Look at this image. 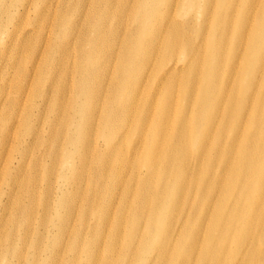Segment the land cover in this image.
Here are the masks:
<instances>
[{
	"label": "bare ground",
	"instance_id": "obj_1",
	"mask_svg": "<svg viewBox=\"0 0 264 264\" xmlns=\"http://www.w3.org/2000/svg\"><path fill=\"white\" fill-rule=\"evenodd\" d=\"M26 1L0 0L4 76L20 56L32 66L8 83L13 86L7 91L16 97L0 98V111L6 105L21 110L0 131V159L5 158L0 226L6 217L23 230L20 249L13 242L16 233L6 238L0 264H264V0H187L198 15L202 10V29L212 25L201 42L184 34L193 19L176 22L178 0H161L163 10L160 0L119 5L117 0H29L35 20L27 31ZM234 13L238 21L232 30ZM157 17L169 22L156 27L162 41L152 48L150 25ZM43 25L48 32L41 47V40L32 43L30 37ZM9 40L15 43L6 45ZM242 48L251 56L240 60ZM150 51L164 56L153 59ZM145 77H154L155 96L139 97ZM69 88L72 99L63 107ZM26 106L29 131L22 119ZM44 113L54 114L45 123L47 132L33 130L44 124ZM57 127L63 129L61 148L72 154L60 167L53 192L45 179L42 218L30 244L35 217L19 216L22 163L34 147L44 146L32 157L33 164H44ZM11 131L19 136L9 139ZM131 136L136 139L127 142L130 160L119 158L118 167L94 162L93 194H104L111 182L112 192L121 190L119 210L116 200L92 196L87 208L76 210L82 232H76L75 221L68 229L67 202L78 196L89 165L82 151L107 155ZM106 231H112L109 241ZM97 243L107 246L106 253L92 247Z\"/></svg>",
	"mask_w": 264,
	"mask_h": 264
},
{
	"label": "rangeland",
	"instance_id": "obj_2",
	"mask_svg": "<svg viewBox=\"0 0 264 264\" xmlns=\"http://www.w3.org/2000/svg\"><path fill=\"white\" fill-rule=\"evenodd\" d=\"M177 2V0H175ZM180 2V3H179ZM183 0H178V8H179V12L176 13L175 15V20L178 23H184L186 21H188L189 19H193L194 20V24H192L189 30H184V34L185 36H189V37H193V38H197L198 41L200 40L203 41V39L205 40L206 38H208L211 35V28L212 25L209 23V30H203V21L205 19L204 16L201 15L202 10L200 11V15H198L194 8L189 9L188 8V4H187V0H185V2H183ZM122 0H117V4H121ZM201 3V0L198 1V4ZM182 4V7H181ZM181 8V9H180ZM29 11H28V10ZM164 9V5L163 2L160 0L159 3V9L158 10H163ZM34 7H32L30 5V1H26L24 2V13L23 16L27 14H29L28 20H27V24L25 25V29L30 30L32 29V24L34 23L35 20V13H34ZM14 15L15 13L12 12ZM234 20V21H233ZM233 20H232V30L234 29V26L237 24L238 21V17L237 15L235 16V13L233 14ZM156 21V22H155ZM154 23L150 25V29L151 31H153V36L149 38L148 43L150 44L153 41L152 44V48L157 46L160 39L162 41V38L160 37V35H157V31L155 33L156 27L162 28V27H166V24H168L169 21H166L165 19H158L154 18ZM111 27H113L112 24H110ZM202 26V27H201ZM47 26L43 25L41 27V31H37V33L34 36L30 37V40L32 41V43H35L38 40H41V42L43 43H39L42 47V45L44 44V41L46 40V35H47V30L45 29ZM155 27V29H154ZM33 33V31H32ZM231 34V33H230ZM230 34L228 35V39L227 42L230 44ZM12 39V38H11ZM15 43V41L12 42V40H9L6 42V45L9 44V46L13 45ZM233 50V49H232ZM0 51L4 52V48L2 45V48L0 49ZM242 50L239 52L238 56L239 59L241 60V57L244 55V58L246 56H251L250 53H248L246 50L242 53ZM149 55H151V57L154 59L156 56L159 59H162L164 54L163 51H161V53H157L155 51H150ZM227 55V54H226ZM233 56V54H232ZM4 58L3 54H0V61ZM181 59V58H180ZM5 60H2L0 62V98H4V97H8L10 100H13L14 97H16V95L8 90L7 91V87L9 86H13L12 84H8L12 81L13 77H19V75L21 74L22 71H27V70H31L32 66L30 64H26L24 61V58L22 56L13 59V62H11V64H13V71L10 74V76L8 78H6V76H4V66H5ZM10 64V65H11ZM151 67V66H150ZM226 71H227V67L226 64ZM42 69H45V65L44 63L42 64ZM150 69V68H149ZM149 69L147 71H149ZM145 70V73L147 72ZM6 78V79H5ZM5 79V80H4ZM153 79L154 77L150 78H142L141 83H143V87H141V92L139 94V97H146L147 95L151 96H155V87L152 86L153 83ZM66 81H71L70 76H67V80ZM25 86V82L24 85ZM65 93H67V85L65 86ZM71 95H70V88L68 90V95L65 94V99L62 102L63 107H67L68 106V102L70 101ZM33 101V97L30 98V104ZM29 110V107L26 106L24 107V113H22V119L27 121L26 124V130L29 131L30 130V126L32 125L31 123H29L28 120V116L25 114L27 111ZM1 113V118H0V131L1 128H3L5 125L8 127L11 123H13L18 117H20L21 114V110L19 108V106H14V107H10L9 105H6L3 109H1L0 111ZM45 117H44V124H42L41 126H36V124H34V126H32L33 130H40L43 129V131L46 133L47 132V128H46V121L47 119H51L54 114L53 113H44ZM99 114L100 111L96 112V121L94 124V127L96 128L98 125L96 124V122L99 119ZM5 119V120H4ZM66 121L68 122H72V119L70 118L69 115H67V117L65 118ZM9 122V123H6ZM11 122V123H10ZM15 127L17 128V124H15ZM19 133L16 131V133H13V131L9 132V139L14 137H18ZM50 137V135L46 136L45 139H48ZM63 137V129L61 127H57L54 131L51 132V137L50 140L52 141V145L49 151L50 156L49 158L44 159V164L39 165V164H33V158L39 154H41L43 152V150H45V147L43 146V148H40L37 150L38 146L34 147L33 150L31 151V155L30 157L26 156V160L23 161L22 163V168H23V182L21 184L22 185V189H21V194L18 197V200L21 202V204L23 205V212L21 214H19V216L22 218L23 221H30L32 216L34 215L35 217V223H34V228L35 229V233L30 234V244H34L36 241V232H37V228H38V224L42 218V214L41 212L42 210V205L45 201V193L48 190V188L46 189V185H45V179L47 178V180L50 182V190L53 192V182L55 181V178L57 177V174L60 170V167L65 164V159L68 155L72 154H68L67 150H65V148H61L60 146V140ZM93 138L96 140H98L100 138V134H99V129L95 130V135L93 136ZM136 139V137L134 138L133 136L129 137L127 139V141L125 143H123L120 146L115 147L113 150L110 151L109 154H103V153H99L97 154L95 151L91 150V148H87L85 150L82 151V153L87 154L86 159L89 162V165L87 167V169L84 171L83 175H81V179L79 182L80 185V190H79V194L76 197L74 202L68 201L67 202V206L70 207L72 212H67V220H68V229H71L70 227L73 226L74 221L75 223V229L76 232L81 233V227L79 224V220L80 217L78 216L76 210H78L79 208H87V204L89 203V201H92V196H96V198L100 195L102 198V201L106 202H112L114 200H116V202L118 203V208L117 210H119V200L122 198L121 195V190L117 189L115 191H111V182L108 183V185L105 187L104 190V194H93V189H92V175H93V171H94V162L96 160L99 161L100 164H103V162L106 161H110L113 164H109L110 167L112 165H115L114 167H118L117 164H121L123 163L119 158H125L128 157L129 160L131 158V150H129V141H134ZM128 142V145H127ZM8 147L9 145H7L5 147L4 151V155L6 156V152L8 151ZM15 148H18V145L15 143ZM29 148H31V146H29ZM28 148V149H29ZM110 155V156H109ZM34 156V157H33ZM130 156V157H129ZM15 157L12 156V158L10 159V164L12 159ZM33 157V158H32ZM16 160H14L13 165L16 166L17 165V157L15 158ZM5 158L4 156L2 157V159H0V163L2 162V164H0L1 168L3 167ZM110 167L107 169V171H110ZM0 168V170H1ZM104 170V168H103ZM123 173H126L125 175V180L128 179V173H129V169H128V163H124L123 165ZM111 172V171H110ZM108 179L111 180V176L109 174V176L107 177ZM122 189V187H121ZM2 190H4V186L1 184L0 182V194L2 192ZM124 192V191H123ZM93 194V195H92ZM17 197V194L13 197L15 198ZM47 202L48 198H47ZM25 210H27L26 214H25ZM101 214V213H100ZM28 216L30 217V220H28ZM90 217V216H88ZM1 226H0V251H3L4 253L7 250V247L9 246V242L6 241V238H9L11 235H15V238L13 237V242L15 243V246L17 249H20L21 247V243H22V239H23V230L22 228H16L14 225V221L11 219L6 220V217H3L1 219ZM114 220L110 221V225L113 226L114 224ZM21 224L24 225H31V222H23ZM39 232H43V229L40 228ZM112 232V231H111ZM111 232L109 233V231H106L105 233V238L106 241H109V238H111ZM12 241V240H11ZM104 241V242H106ZM62 242H63V238H62ZM46 243H43V246H45ZM63 245V243H61V246ZM94 247L99 253L100 255L106 253L107 250V246L103 245L101 243H97L96 245L92 246ZM70 256V255H68ZM82 257V255H81ZM44 258V257H43ZM7 261L10 260L9 257L6 258ZM4 264V261L1 263Z\"/></svg>",
	"mask_w": 264,
	"mask_h": 264
}]
</instances>
